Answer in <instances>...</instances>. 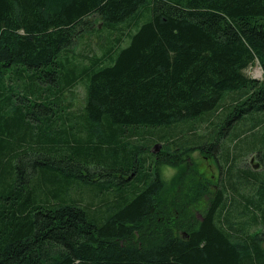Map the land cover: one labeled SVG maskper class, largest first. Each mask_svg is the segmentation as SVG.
I'll list each match as a JSON object with an SVG mask.
<instances>
[{
	"label": "trees",
	"instance_id": "16d2710c",
	"mask_svg": "<svg viewBox=\"0 0 264 264\" xmlns=\"http://www.w3.org/2000/svg\"><path fill=\"white\" fill-rule=\"evenodd\" d=\"M0 264H264V0H0Z\"/></svg>",
	"mask_w": 264,
	"mask_h": 264
},
{
	"label": "rangeland",
	"instance_id": "374dc122",
	"mask_svg": "<svg viewBox=\"0 0 264 264\" xmlns=\"http://www.w3.org/2000/svg\"><path fill=\"white\" fill-rule=\"evenodd\" d=\"M94 39L95 36H92L91 38L87 37L85 38L83 41H85V43L81 44L79 47L76 48L75 53L78 54H86L87 51V46L85 47V45L87 43H91L94 47ZM128 44V41L125 42V46ZM96 48V47H95ZM246 74L254 79H262L263 77V70L261 68V66L259 64H255L254 66L250 67L247 71ZM84 94H85V90L82 87H79L78 89H76L74 91L73 94H70L67 97V102L66 104L72 103L71 109H79V107H81V105L83 104V100H84ZM232 100V98L229 100L228 102H230ZM206 125H210V123L206 122V123H191V124H181L179 127H175L174 129L169 130V135L174 138V137H183L185 136L191 129H197V131L199 133H202L204 131V127ZM194 129V130H195ZM194 132V131H193ZM164 132H161L159 130H146V131H138V133L135 134V139H139L142 141L143 144H145L146 149L151 147V151L152 152H158L160 150H164V144L163 142H161L159 140L160 135H162ZM204 135V134H203ZM181 141V140H179ZM231 144V145H230ZM230 145V146H229ZM226 146L228 148L231 147L233 154L235 153V144L230 143V142H226ZM192 160L191 163L193 164L195 162V164L198 166L199 171L205 173V175L207 177H217L218 174H220V170L217 168V166L215 165V163L212 160H209L208 158H206V156L204 154H200V153H195L192 156ZM194 161V162H192ZM240 163H242V165L246 164L248 167L250 166H255L257 165L256 163H259V160L256 158V156L251 155V156H243L242 159L238 162V165L240 166ZM176 175V171L175 170H169L166 172V178L171 180L174 176ZM85 200L87 202L91 201V198L89 195H85L84 196Z\"/></svg>",
	"mask_w": 264,
	"mask_h": 264
}]
</instances>
